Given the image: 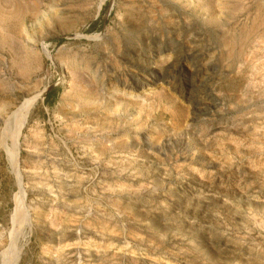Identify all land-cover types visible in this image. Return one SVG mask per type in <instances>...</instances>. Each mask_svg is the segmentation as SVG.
<instances>
[{
	"label": "rangeland",
	"instance_id": "obj_1",
	"mask_svg": "<svg viewBox=\"0 0 264 264\" xmlns=\"http://www.w3.org/2000/svg\"><path fill=\"white\" fill-rule=\"evenodd\" d=\"M11 262L264 264V0H0Z\"/></svg>",
	"mask_w": 264,
	"mask_h": 264
},
{
	"label": "bare ground",
	"instance_id": "obj_2",
	"mask_svg": "<svg viewBox=\"0 0 264 264\" xmlns=\"http://www.w3.org/2000/svg\"><path fill=\"white\" fill-rule=\"evenodd\" d=\"M94 36H96V35H94ZM94 36H91V37H94ZM89 37H90V36H89ZM32 99H33V98H27V99L22 103V105H21V106L15 111V112H20L23 108L26 107V104H27V103L32 102ZM18 114H20V113H17L16 118L19 117ZM20 129H21V124H20V122L18 121V122H17L16 130H15V132H14L12 138H11V149L9 150L10 155H11L12 158H13V166H14L16 169H17V165H18V163H17V160H18V142H19V137H20V135H21V133H20ZM20 183H21V181H20ZM22 209H23V205H22V203L18 200V201H17V207H16V210L18 211V214H17L16 217L19 216V212H21ZM16 217H15V220L17 221ZM16 221H15V222H16ZM19 225H20V224H19ZM15 226H16V225H14V228H15ZM17 226H18V225H17ZM16 228H18V227H16ZM10 264H13V262H11Z\"/></svg>",
	"mask_w": 264,
	"mask_h": 264
},
{
	"label": "crops",
	"instance_id": "obj_3",
	"mask_svg": "<svg viewBox=\"0 0 264 264\" xmlns=\"http://www.w3.org/2000/svg\"><path fill=\"white\" fill-rule=\"evenodd\" d=\"M48 103H50V104H53L54 102H55V100L53 99V98H48Z\"/></svg>",
	"mask_w": 264,
	"mask_h": 264
},
{
	"label": "trees",
	"instance_id": "obj_4",
	"mask_svg": "<svg viewBox=\"0 0 264 264\" xmlns=\"http://www.w3.org/2000/svg\"><path fill=\"white\" fill-rule=\"evenodd\" d=\"M49 101V100H48Z\"/></svg>",
	"mask_w": 264,
	"mask_h": 264
}]
</instances>
